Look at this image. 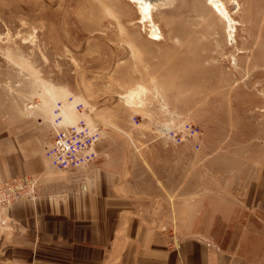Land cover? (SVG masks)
Masks as SVG:
<instances>
[{"label": "rangeland", "instance_id": "rangeland-1", "mask_svg": "<svg viewBox=\"0 0 264 264\" xmlns=\"http://www.w3.org/2000/svg\"><path fill=\"white\" fill-rule=\"evenodd\" d=\"M216 1L224 14L212 0H151L149 15L132 0H0V189L25 154L43 157L58 102L80 116L73 98L113 145L173 149L163 173L202 192L170 216L173 236L259 252L264 233L230 193L264 185V0ZM167 120L199 135L173 142Z\"/></svg>", "mask_w": 264, "mask_h": 264}, {"label": "crops", "instance_id": "crops-1", "mask_svg": "<svg viewBox=\"0 0 264 264\" xmlns=\"http://www.w3.org/2000/svg\"><path fill=\"white\" fill-rule=\"evenodd\" d=\"M101 137L97 157L85 166L59 171L45 155L31 153L7 172L36 184L29 198L0 204V264H264V242L259 252L228 248L215 234L177 237L165 227L181 225L170 216L187 213L181 208L202 196L186 190L183 169L176 180L163 173L160 157L173 149L113 145ZM230 195L232 210L250 212L248 224L264 233V185Z\"/></svg>", "mask_w": 264, "mask_h": 264}, {"label": "built area", "instance_id": "built-area-1", "mask_svg": "<svg viewBox=\"0 0 264 264\" xmlns=\"http://www.w3.org/2000/svg\"><path fill=\"white\" fill-rule=\"evenodd\" d=\"M69 105L71 109H76L80 116L73 121L68 119L63 103L58 102L52 109L53 116L50 120L52 135L43 153L48 165L59 171L85 166L93 161L97 157L95 146L102 138L101 127L83 115L82 103L72 98ZM159 125V134L176 143H183L199 135L198 128L189 120L177 122L167 120ZM197 146L198 143H196ZM35 182L34 177H28L26 180L19 177L4 183L0 189V204L29 198L33 193Z\"/></svg>", "mask_w": 264, "mask_h": 264}, {"label": "bare ground", "instance_id": "bare-ground-1", "mask_svg": "<svg viewBox=\"0 0 264 264\" xmlns=\"http://www.w3.org/2000/svg\"><path fill=\"white\" fill-rule=\"evenodd\" d=\"M132 1H134V2H136L137 4H138V6H140V8L139 9H141V12L143 11L146 15H149V8H150V4H151V0H132ZM155 1V0H154ZM211 4H213V5H215V6H217L218 7V10L221 12L222 11V13L224 14V11L226 10H222V8H221V6H220V3L218 2L217 3V1L216 0H212V2H210ZM154 5V4H153ZM223 5V4H222ZM140 11V10H139ZM144 13H143V15H144ZM147 17H149V16H147ZM142 19V18H141ZM140 19V20H141ZM138 92H141V90L140 91H138ZM130 94H128V101H130V98L132 97V95H134V91L132 90V91H130L129 92ZM136 93V92H135ZM136 95V94H135ZM127 96V95H126ZM133 98V97H132Z\"/></svg>", "mask_w": 264, "mask_h": 264}]
</instances>
